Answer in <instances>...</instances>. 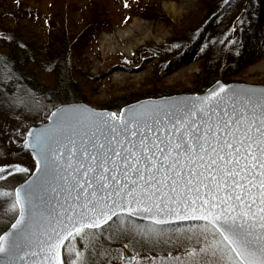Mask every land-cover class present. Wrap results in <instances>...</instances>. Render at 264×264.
I'll list each match as a JSON object with an SVG mask.
<instances>
[{"label":"snow or ice","instance_id":"obj_1","mask_svg":"<svg viewBox=\"0 0 264 264\" xmlns=\"http://www.w3.org/2000/svg\"><path fill=\"white\" fill-rule=\"evenodd\" d=\"M5 103L30 106L19 95ZM46 111L47 123L11 129L32 166L0 164V203L12 214L0 264H95L106 241L159 244L166 230L186 251L159 261L121 252L122 264H264V87L217 81L202 96L118 113Z\"/></svg>","mask_w":264,"mask_h":264},{"label":"rangeland","instance_id":"obj_2","mask_svg":"<svg viewBox=\"0 0 264 264\" xmlns=\"http://www.w3.org/2000/svg\"><path fill=\"white\" fill-rule=\"evenodd\" d=\"M203 1L205 0H0V22L6 29H11L32 43L42 42L48 31L57 33L64 29L68 34L74 32L68 55L76 84L72 82L69 84L70 89L67 90L73 92L71 97L74 98L79 93L78 96L84 99L66 100L65 98H69L70 95L68 91L66 94V89L62 93L64 95L56 94L57 91L45 94L25 83H23L25 86L22 85L16 94L13 92L11 97L25 96L30 102L29 107L6 104V97H0V164L21 163L26 167L32 166L34 158L31 152L18 149L21 146L17 139L19 133L12 132L11 129L14 126L23 129L46 121L48 115L46 108L53 103L81 102L118 113L119 109L128 104L167 94L145 96L114 108H107L104 104L128 94L136 96L143 95L139 94L140 92L147 94L149 89L160 93L161 87H167L170 94L199 93L196 87L204 83L202 81L205 75L202 62L197 56L203 51L202 48L190 43L183 50L178 49L176 52L172 50L166 55L155 48L174 47L170 40L177 32L184 28L189 30L196 28L203 20L204 22L208 20L210 17L206 16L205 9H202ZM257 2L244 0L233 18L228 19L227 28L219 34L217 45L221 55L228 56L220 67L221 72L226 69L228 60L237 59L244 52L243 44L246 43V38L251 39L249 48L255 49L254 59H250L252 62L244 70L232 75L231 78L219 79L225 83L245 82L264 85V27L262 30L255 29ZM170 4H174V7H170ZM252 13H255V16ZM136 18L146 22V26L143 24L140 27L150 30L151 37L131 53L104 52L101 47L104 34L115 33L130 26L134 28L132 25ZM117 73L120 74L119 77L116 76ZM14 76L15 74L7 78ZM39 77L44 85L55 84V79L43 70L39 71ZM192 86H195L194 90L188 92L186 89ZM60 92H63V89ZM13 176L16 182H20V177L26 178L23 173H13ZM2 183L3 181H0V184ZM3 199L0 197V201ZM5 211L6 206L0 203V219L3 218V221L12 215L11 212L5 215ZM136 220L141 224L145 223L141 219ZM177 223H173V226ZM111 230L114 233L118 231L116 225H112ZM105 231L108 229L105 228ZM77 244L79 247L84 246L79 238ZM103 248L108 255L94 257L95 264H122L119 258L121 252L156 257L159 261L169 252L173 257L177 253H183L187 249V244L182 235L166 230L159 244L134 245L120 237L106 241ZM63 255L67 258L66 252Z\"/></svg>","mask_w":264,"mask_h":264},{"label":"trees","instance_id":"obj_3","mask_svg":"<svg viewBox=\"0 0 264 264\" xmlns=\"http://www.w3.org/2000/svg\"><path fill=\"white\" fill-rule=\"evenodd\" d=\"M252 1V0H250ZM257 10L256 20L257 23L255 29H260L264 27V0H257ZM244 0H205L202 3V9H205V15L210 17L201 22L196 28L182 29L176 33V35L170 40L174 47L169 48L163 46H156L157 51L161 54H168L169 51H179L183 50L184 47L192 43L193 46H200L202 52L198 53V59L201 60L203 67L204 82L202 85L197 86V90L203 91L208 85H211L218 79L231 78L232 75H237L238 72L245 69L249 65L250 59H254L255 49H251V39L246 38L243 44L245 46L244 52L241 53L240 57L237 59L228 60L229 63L226 65V69L221 72L220 67L228 59L221 55L220 49L217 45V41L220 39L219 34L222 33L227 27L228 19H232L235 12L242 7ZM255 16V15H254ZM253 16V17H254ZM5 18V16H3ZM259 22L261 24H259ZM196 26V25H195ZM62 28V27H60ZM74 32L67 33L64 29L59 32H49L44 35V40L32 43L31 41L25 39V37L19 36L18 33L13 32L11 29H6L4 25L0 22V97H11L12 93L16 94L22 85H30L36 90L45 92V94L53 93L61 94L68 91V95H65L66 100L82 101L84 100L78 93L74 98L71 97L73 92L67 90L69 84L72 82L76 84L73 79V67L69 60V46L71 44V37ZM195 35V36H194ZM2 36H5L4 38ZM202 38H204L202 40ZM202 42V43H201ZM215 46V47H213ZM179 49V50H178ZM167 50V53H166ZM41 69V70H39ZM45 71L46 74H50L52 78L55 79L54 85H44L39 77V71ZM15 74L13 78H7ZM18 76V77H17ZM25 83V84H23ZM21 84V85H20ZM29 86V87H30ZM56 87V88H55ZM55 88V89H54ZM191 88V87H190ZM195 86L187 90L188 92L194 90ZM63 92H60L62 91ZM154 89V88H153ZM161 92L151 91L150 89L145 92H140L143 95H124L119 98H115L108 102L107 108H114L120 106V104H127L136 99L150 96V95H162L170 94L167 87H161ZM77 94V93H76ZM146 94V95H145ZM64 97V96H63ZM0 219V229H3L4 225L8 223V220L4 221Z\"/></svg>","mask_w":264,"mask_h":264},{"label":"bare ground","instance_id":"obj_4","mask_svg":"<svg viewBox=\"0 0 264 264\" xmlns=\"http://www.w3.org/2000/svg\"><path fill=\"white\" fill-rule=\"evenodd\" d=\"M169 6L174 7V4H170ZM133 23L134 25L132 26L134 28H131L130 26L129 28H126L123 30L120 29L116 31L115 33L106 32L101 41V47L104 50V52L111 53L114 51H120V52L131 53L136 47L140 46L147 38L151 37L150 30H145L140 27L143 24L144 25L146 24L144 20L136 18L134 19ZM116 76L119 77L120 74L117 73ZM189 89L191 88L189 87ZM189 89H186V90H189ZM167 95H171V94H167ZM66 103H69V102H66ZM18 149L24 150L21 146ZM135 219H140V218H135Z\"/></svg>","mask_w":264,"mask_h":264},{"label":"water","instance_id":"obj_5","mask_svg":"<svg viewBox=\"0 0 264 264\" xmlns=\"http://www.w3.org/2000/svg\"><path fill=\"white\" fill-rule=\"evenodd\" d=\"M217 81H219L221 83H224V84L231 85V86L241 87V88H245V87H255V88L259 89V88L264 87L263 84H251V83H245V82H228V83H225L222 80H217ZM216 82H214L211 86H209L205 91H203L201 93H186V92H181V93H176V94H171V95L160 96V97H157V98H144V99H142L140 101H137V102L128 104L126 106H128V107H134L137 104H139V105H149L150 102H160V101L174 102V101L183 100V99L188 98V97H191L193 95H201L202 96L207 91H209L210 89L214 88L216 86ZM64 104H69V105H72V104H80V105H84V106L89 107V108H92V109H102V108H95V107H92L91 105H88L86 103L84 104V103H81V102H69V103H64ZM126 106L122 107L121 109L125 108ZM103 110L115 112V111L109 110V109H103ZM47 122L48 121H45L43 123H47ZM39 125L40 124L35 125V126L38 127ZM21 147L24 150H29L31 152L30 149L24 148L23 145ZM136 218H140V217H136ZM140 219H142V218H140ZM125 256H132V255H125Z\"/></svg>","mask_w":264,"mask_h":264}]
</instances>
